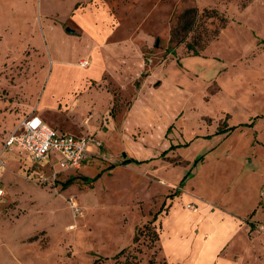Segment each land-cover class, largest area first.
<instances>
[{
  "label": "rangeland",
  "instance_id": "obj_1",
  "mask_svg": "<svg viewBox=\"0 0 264 264\" xmlns=\"http://www.w3.org/2000/svg\"><path fill=\"white\" fill-rule=\"evenodd\" d=\"M192 8L198 17L186 44L199 57L185 43L169 42L180 15ZM93 50L123 73L102 78L116 94L114 117L143 88L141 107L151 106L154 116L132 136L150 162L109 170L132 145L100 134L110 149L106 160H87L41 183L36 174L51 170L16 151L5 155L0 264H121L128 253L137 264H264V0H0V147L19 121L36 116L50 55L74 65ZM68 69L70 77L85 75ZM64 104L55 118L76 128L73 108ZM146 109L132 115L129 131ZM224 128L232 131L217 134ZM170 145L179 146L161 157ZM188 171L182 194L167 199ZM196 209L201 213H188ZM199 224L213 245L193 237ZM147 226L159 235L155 244ZM224 235L233 239L216 257Z\"/></svg>",
  "mask_w": 264,
  "mask_h": 264
},
{
  "label": "crops",
  "instance_id": "obj_2",
  "mask_svg": "<svg viewBox=\"0 0 264 264\" xmlns=\"http://www.w3.org/2000/svg\"><path fill=\"white\" fill-rule=\"evenodd\" d=\"M54 26L62 34L68 37H74L64 33L63 28L59 24H55ZM44 30L45 28L42 30L41 35L43 37L44 45H47V39H48V38L46 39L47 31ZM85 56L90 58V60L91 59L93 60L97 59V60L96 61L94 60V62H90L88 66L89 68L88 67L81 68L79 67L78 62H75L74 65H72V63L68 61L58 60L56 55H52V54L50 55L51 69L49 75L47 76V79L44 82V86L40 92L35 115L39 117L46 125L58 131L69 133L76 136L95 135L102 142L103 151H105L106 149L107 151H109V154H110V149L108 148V145L104 142V140L99 137L100 134L101 136L107 137L109 139L114 137L120 138L123 143L125 142L127 143L128 141H130L132 145L130 149L129 150H127V148L121 149L120 153L125 155L127 158H131L137 161L148 160L147 156L143 155L142 152L140 151L143 150V152H145V148L142 142L139 140L135 141L132 136L136 128L139 127L143 128L151 124L150 123L151 118L154 116V114L150 111L151 106L141 107V100L144 94L143 88H141L137 92V95L134 99L131 108L128 109V111H124V110L122 111L121 118L113 117V116L111 117L109 113L113 105V95L111 94V92L108 90L107 87L101 84L102 78L104 75H107L109 77L108 80L110 81L112 79L111 77L113 76V74H115L114 77L116 76V74H119L120 76L123 75L122 70L121 69L112 70L110 67L112 62H108L103 57L102 53L100 54V52L97 50H93L92 52L87 53ZM94 56L96 57L94 58ZM54 57L58 60L57 62H54L55 61ZM70 66H75L79 70H83L85 75L78 77H70L68 75V72L66 71L69 70L68 67ZM142 74L143 73H141L140 76ZM56 83H60L57 90H55V88L53 89V86ZM120 91L122 92V90ZM122 95L123 98L129 97V95H125L124 92H122ZM47 99H49V102L46 101ZM63 103H65L64 104L65 109L66 107L73 108L72 116L75 118L74 121L77 124L76 128L69 127L68 125H66L67 122L65 123L57 122L55 118L56 117L55 114L56 112H58L60 105H63ZM145 108H147L145 110L146 117L143 119L141 123H138L137 125H133V129L129 131L127 129V126L130 123L132 115L135 112L140 111L141 109L144 110ZM176 113H177V109L174 110L173 113L171 112V115H169L170 120L175 117ZM168 123H166L165 125H167ZM102 124H104V127H106L107 129L106 131L100 129V125ZM165 125L163 127H165ZM94 158L97 157L90 156L87 160ZM118 158L119 155L114 159L115 163L118 161L116 164L112 165L115 166L114 168H116L118 164L121 162L119 161ZM129 165L131 164L124 166H129ZM56 166H57L56 162H52L51 164L44 166L43 169L46 168L48 170H55ZM200 211L201 210H199L197 214H200L201 213ZM188 213L193 214L192 212H188ZM227 219H229L234 226L240 227L239 223L241 221L238 220V217L234 218L233 215H230V217ZM200 227H202V225L199 224V229ZM199 236H201L200 238H202L203 247L209 243H211V245L215 243L214 241H212L211 238L212 234L209 232H204V234L202 235L200 229V233L198 234L194 233L193 237L196 238ZM232 239L233 238L231 236H225V235L220 236L218 240L219 246L216 250L217 251L216 257L222 250L226 251L229 248ZM222 262H223L222 264H224V262L226 261L222 260Z\"/></svg>",
  "mask_w": 264,
  "mask_h": 264
},
{
  "label": "built area",
  "instance_id": "obj_3",
  "mask_svg": "<svg viewBox=\"0 0 264 264\" xmlns=\"http://www.w3.org/2000/svg\"><path fill=\"white\" fill-rule=\"evenodd\" d=\"M90 61L87 57L80 60L78 65L87 68ZM12 151L27 155L40 168L56 162V169L49 174L43 171L36 174L41 183L54 181L61 173L78 171L90 156L107 159L103 144L95 135L76 136L49 127L37 116L25 118L8 134L0 147V198L4 196L1 177L6 165L5 155Z\"/></svg>",
  "mask_w": 264,
  "mask_h": 264
},
{
  "label": "trees",
  "instance_id": "obj_4",
  "mask_svg": "<svg viewBox=\"0 0 264 264\" xmlns=\"http://www.w3.org/2000/svg\"><path fill=\"white\" fill-rule=\"evenodd\" d=\"M205 15H210L209 17H213L216 16L217 13L214 10H204L203 12ZM197 17H198V12L196 9L192 8V9H187L185 10L179 17L178 19V23L177 25L172 28L171 33H170V40L169 42L173 45H175V47L181 45V44H186L187 38L189 33L193 32L196 26V22H197ZM225 27V23L221 26V28ZM218 35V31L216 30L214 32V36L216 37ZM186 48L188 51H192L191 57H199L200 56V52L199 51H195L194 48L190 45V44H186ZM203 48L201 47L200 50H202ZM169 54L175 55V50L174 49H168ZM145 74H142L141 77H144ZM135 87L139 88V82L135 83ZM117 107V100H116V94L113 95V105L112 108L110 110L109 115L112 117H114V110ZM172 126H170L167 131L166 134L169 132V130L171 129ZM232 131V128H224L223 130H219L217 132V134H226ZM179 145L174 146V145H170V147L165 150L164 152H162V154L160 155L161 157L165 156L168 152L174 150L175 148H177ZM203 158L200 157L198 160H196V162L202 161ZM195 162V163H196ZM149 163V160H144V161H137L131 158H127L125 155H123L121 162L118 164V166H124V165H128V164H134V165H142V164H146ZM115 166H109V170L113 169ZM190 171H188L184 177L182 178V180L180 181V183L178 184L177 188L173 191V193L169 194L167 196V199L173 200L176 197H179L182 194V189L183 186L185 185V181L187 180L188 176H189ZM99 175L89 179L86 177H83L82 180L92 183L95 182L98 179ZM72 183V179L68 180L67 182H65L62 186L63 187H68L70 184ZM164 207V206H163ZM162 207V208H163ZM163 211V209H161L157 214L154 215L153 220H156V217ZM252 227V226H251ZM147 230L148 233L151 235L152 237V242L155 244L157 241H159V235L155 230H152L151 228H148L147 226ZM125 254V250L120 251L116 256L115 259H118L122 256H124ZM132 259H135L133 256H131L129 253L124 256V261L121 264H137L136 262L132 261ZM97 263V262H95ZM149 264H156V262L154 260H150Z\"/></svg>",
  "mask_w": 264,
  "mask_h": 264
},
{
  "label": "water",
  "instance_id": "obj_5",
  "mask_svg": "<svg viewBox=\"0 0 264 264\" xmlns=\"http://www.w3.org/2000/svg\"><path fill=\"white\" fill-rule=\"evenodd\" d=\"M65 32H66L67 34H69V35H73V34H74V31L71 30V29H69V28H66V29H65Z\"/></svg>",
  "mask_w": 264,
  "mask_h": 264
},
{
  "label": "bare ground",
  "instance_id": "obj_6",
  "mask_svg": "<svg viewBox=\"0 0 264 264\" xmlns=\"http://www.w3.org/2000/svg\"><path fill=\"white\" fill-rule=\"evenodd\" d=\"M193 214H196V213H198L199 212V210L198 209H196V210H193V211H191Z\"/></svg>",
  "mask_w": 264,
  "mask_h": 264
}]
</instances>
